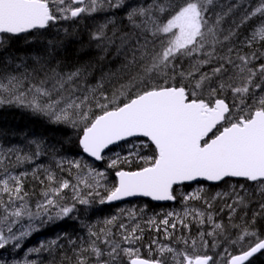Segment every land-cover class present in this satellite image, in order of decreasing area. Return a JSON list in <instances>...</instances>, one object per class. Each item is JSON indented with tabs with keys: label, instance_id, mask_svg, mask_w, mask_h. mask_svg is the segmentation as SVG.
<instances>
[{
	"label": "snow or ice",
	"instance_id": "obj_1",
	"mask_svg": "<svg viewBox=\"0 0 264 264\" xmlns=\"http://www.w3.org/2000/svg\"><path fill=\"white\" fill-rule=\"evenodd\" d=\"M244 3L240 0L227 12L215 13L213 19L216 0H0V105L26 107L53 124L72 128L79 148L95 161H103L111 146L128 149L123 156L115 152L108 162L107 167L115 169L111 186L104 183L105 172L92 168L86 176H78L76 184L44 169L48 181L45 199L37 203L35 211L26 200V173L14 175L5 170L0 179V250L9 245L19 249L20 241L35 230L31 221L45 216L52 219L53 209L57 210L55 217L63 219L73 213L77 203L89 205L93 197L100 204L147 197L156 202H176L178 198L183 202L182 215L169 211L162 219L147 221L151 230L183 248L153 238L145 257L138 246L144 230L139 224L129 228L120 222L117 241L111 231L117 225V216H113L99 231L88 228L94 239L76 250L75 264H217L207 253L206 236H224L240 249L237 254L229 253L222 264H248L264 253V236L250 225H236L239 231L234 239L225 235L226 229L219 223L212 224V231H201L199 241L173 235L178 225L190 229V216L200 225L213 221L211 215L205 217L189 203L202 201L210 208L206 189L198 187L188 193L181 191L183 186L235 180L230 195H235L234 204L240 207L248 202L237 188L247 194L248 187L255 186L264 194V0L249 5L237 25L255 21L243 42L251 51L236 49L237 31L223 27L226 16ZM115 10H123L119 23ZM100 12L113 15L96 24L90 40L101 53L115 52L123 60L117 72L104 74L98 81L88 80L84 65L65 71L54 59L49 63L44 57H32L34 64H29L11 52L15 38L29 42L31 36L39 42L60 20L95 19ZM47 43L45 51L51 53L59 42ZM226 95L231 103L226 102ZM30 143L35 148L31 154L9 149L18 163H32L33 157L46 154L42 141ZM142 149L151 154L141 155ZM64 162L57 161L62 170ZM67 163L83 172L81 162ZM135 163L140 164L136 170L121 167L131 168ZM3 164L0 158V166ZM33 175L39 179L35 172ZM69 189L73 203L63 204L66 197L62 194ZM260 207L264 209V204ZM25 218L27 225L21 223ZM128 218L135 219V212L130 211ZM16 225H20L19 234L14 231ZM97 241L107 247L102 249ZM42 249L48 250L43 245L29 249L22 261L13 264H36L28 255H38Z\"/></svg>",
	"mask_w": 264,
	"mask_h": 264
},
{
	"label": "trees",
	"instance_id": "obj_2",
	"mask_svg": "<svg viewBox=\"0 0 264 264\" xmlns=\"http://www.w3.org/2000/svg\"><path fill=\"white\" fill-rule=\"evenodd\" d=\"M257 2L258 0H245V3L241 7L234 8L231 14L226 16L223 21L225 29L232 28L237 31V37L234 38L233 44L236 49L242 52L251 51V49L244 47L243 42L249 35L250 26L255 21H249L239 28H237V25L240 24L245 14V9L248 8L250 10L249 5L255 6ZM239 3L240 0H216V6L213 9V19L215 18V13L223 14L228 11L229 7ZM122 11L115 10L114 14L118 23L123 20ZM110 15H113V13L100 12L95 14V19L85 16L82 19L78 18L76 20H60L48 30L47 37L44 40L37 42L30 36L29 42H25L23 37L15 38L16 42L13 44L11 52L17 58H26L29 64H34V61L31 59L32 57H44L45 62L49 63L54 59L59 62V66L65 71H71L84 65L89 72L88 80L90 82L98 81L104 74L117 72L121 68L123 60V57L118 58L115 52L110 51L108 54L101 53L95 47L96 42L90 40V33L95 30L96 24L103 23L105 17ZM48 40L59 42L56 45V50L51 53L45 51L49 47ZM0 56H3L2 52H0ZM102 56L103 58H101ZM19 62V59H17L16 63ZM225 98L226 102L231 103L230 96L226 95ZM76 139L77 137L72 128L65 125L53 124L46 116L34 113L29 108L15 104L0 105V158L4 159V164L0 166V179L4 178L5 170L14 175L26 173L23 176L24 191L28 193L26 200L33 211H35L37 203L43 202L45 199L43 192L48 181L45 180L46 173L44 169L54 172L57 179H66L70 184H76L77 177L87 175L88 168H92L107 174L105 182L109 186L115 183V169L107 167L109 160L115 158V155L107 156L99 165L94 164L83 156L81 149L76 143ZM30 141H42L47 149L46 154H42L38 158L33 157L32 163H18L15 159V152H10L9 149H17L23 153L31 154L35 148ZM113 149L109 154L119 152L123 156L128 152L127 148L114 147ZM150 154L149 149H142L141 151V155ZM60 160L65 161L63 163V170L57 166V161ZM67 161L81 162L83 172L78 173L75 168H70ZM139 166L140 164L135 163L131 168L128 165H122L121 167L124 170H136ZM34 172L39 179L34 177ZM42 180L44 181L43 184L41 183ZM236 183V181H231L229 184L221 183L215 186L206 184L194 187L184 186L181 188V191L190 193L198 187H204L206 189L205 196L211 201L212 206L209 208L202 201H192L189 203L197 210L203 211L205 217L211 215L213 217L212 224L219 223L223 225L227 232L225 235L230 239H234L236 233L239 231L235 227L236 225H250L261 236H264V209L260 207L261 204H264V194H261L255 186L248 187L247 194H245L244 190L237 188L236 191L240 195L245 196L248 202L246 207H240L234 204L235 195H230L232 193V186ZM239 183L243 184L244 182L240 181ZM217 193L221 195L217 196ZM62 195L66 197V199L61 201L63 204L70 205L73 203L70 189L65 190ZM213 197L215 199H212ZM92 201L89 205L77 203L75 212L63 219L56 218L55 212L57 210L53 209L52 219L45 216L31 221L35 230L30 236L20 241L21 246L19 249L13 250L12 246L9 245L8 248L0 250V264H13V261H22L29 249L40 248L42 245L48 250L42 249L38 255L32 253L28 255V259L35 260L36 264H75L76 250L82 246H86L90 239H94L89 237L88 228L91 227L93 231H99L105 227L104 221L113 216H117V225L111 227V231L115 234L114 239L117 241L120 240V230L118 228L120 222H125L124 224L129 228L139 224L144 230L143 239L139 242L138 246H140L141 254L145 257L149 255L147 245L151 243L153 238L158 239L161 244L172 243L173 247L183 248L182 244L177 245L174 242L165 240L162 233L151 230V226L147 223L151 218L162 219L164 214L169 211H177V214L182 215L185 205L179 198L172 206H158L148 201H135L125 205L128 208L126 212H118L120 206L108 207L105 204H100L96 198L92 199ZM229 205H232L236 209L235 212L232 211ZM230 209L231 211H229ZM130 211L136 214V218L133 220H129L128 218ZM253 218L255 219L254 224L252 223ZM188 220L190 222V229H185L178 225L177 230L173 233L174 237L184 236L197 239L201 231H212V225H209V222L200 225L194 222L191 216ZM21 223L27 225L29 221L25 218ZM19 229L20 225L14 227V231L17 234H19ZM170 231L172 230L170 229ZM5 234L7 235V232ZM112 238L110 237V239ZM224 238V236L215 239L213 237H205L209 242L207 253L213 255L217 264H222V261L227 259L229 253L237 254L240 250ZM52 241H55L56 244L51 245ZM97 243L102 249L107 247L100 241H97ZM50 245L51 247H49ZM154 246L153 249H155ZM225 249L228 251L226 252ZM222 253L225 254L222 255L221 259H218V256ZM85 255L87 254L85 253ZM248 264H264V253L250 260Z\"/></svg>",
	"mask_w": 264,
	"mask_h": 264
},
{
	"label": "water",
	"instance_id": "obj_3",
	"mask_svg": "<svg viewBox=\"0 0 264 264\" xmlns=\"http://www.w3.org/2000/svg\"><path fill=\"white\" fill-rule=\"evenodd\" d=\"M123 143V142H122ZM113 146H111L112 148ZM109 150V149H108ZM106 150L105 153L108 151ZM84 155L92 160L93 162H96V163H101V161H95L93 158L91 157H88L87 154L84 153ZM197 183H206V184H209V185H217V184H211L210 182H205V181H198V182H193L191 185H194V184H197ZM138 199H143V200H149L150 202L154 203V204H158V205H165V204H173L174 202H171V201H167V202H156V201H152L150 200V198H147V197H130V198H126L125 200H121V201H117V202H113V203H106V205L108 206H112V205H118V204H121V203H125V202H129V201H132V200H138ZM261 254V253H260ZM259 254H257L256 256H258ZM254 256V257H256ZM254 257H252L251 259H253ZM250 259V260H251Z\"/></svg>",
	"mask_w": 264,
	"mask_h": 264
},
{
	"label": "rangeland",
	"instance_id": "obj_4",
	"mask_svg": "<svg viewBox=\"0 0 264 264\" xmlns=\"http://www.w3.org/2000/svg\"><path fill=\"white\" fill-rule=\"evenodd\" d=\"M115 155V153H113V154H110V155H108V156H114ZM86 176V175H85ZM104 183H106L105 181H104ZM85 192L87 191V189H85L84 190ZM101 191H103L102 189H101ZM97 199L98 200V198L97 197H93L92 199ZM123 210V211H122ZM128 210V208L126 207V206H123V207H120V209L118 210V212H126ZM229 211H231V209L229 210ZM177 212V211H176ZM206 223H207V221H206ZM205 223V224H206ZM209 225H212V223H209ZM197 240L199 241V238H197ZM162 244H167V243H162ZM155 248H156V245L154 246ZM183 247V246H182ZM226 253V252H225ZM225 253H222L221 255H219L218 256V259H221L222 258V255H224Z\"/></svg>",
	"mask_w": 264,
	"mask_h": 264
},
{
	"label": "bare ground",
	"instance_id": "obj_5",
	"mask_svg": "<svg viewBox=\"0 0 264 264\" xmlns=\"http://www.w3.org/2000/svg\"><path fill=\"white\" fill-rule=\"evenodd\" d=\"M82 28V27H81ZM81 206V205H80ZM84 207V206H83ZM75 210V209H74ZM84 211V210H83ZM73 212H75V211H73ZM84 214H86V213H84ZM83 215V214H82ZM125 223V222H124ZM130 225V224H129ZM153 233V232H152ZM227 233V232H226ZM148 234V233H147ZM144 235V234H143ZM155 236V235H154ZM225 239V238H224ZM215 241V240H214ZM213 241V242H214ZM216 242V241H215ZM221 249V248H220ZM223 249V248H222ZM215 255H216V253H215Z\"/></svg>",
	"mask_w": 264,
	"mask_h": 264
}]
</instances>
